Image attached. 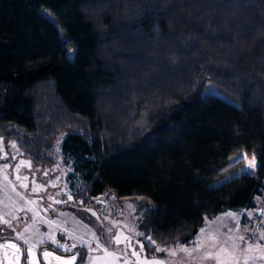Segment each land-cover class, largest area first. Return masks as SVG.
Segmentation results:
<instances>
[{
    "label": "trees",
    "instance_id": "trees-1",
    "mask_svg": "<svg viewBox=\"0 0 264 264\" xmlns=\"http://www.w3.org/2000/svg\"><path fill=\"white\" fill-rule=\"evenodd\" d=\"M60 135L74 201L134 203L146 248L264 216V0H0V137L44 169Z\"/></svg>",
    "mask_w": 264,
    "mask_h": 264
},
{
    "label": "rangeland",
    "instance_id": "rangeland-1",
    "mask_svg": "<svg viewBox=\"0 0 264 264\" xmlns=\"http://www.w3.org/2000/svg\"><path fill=\"white\" fill-rule=\"evenodd\" d=\"M101 109L108 112L103 104ZM61 139L53 143V165L42 169L23 157L15 142L0 137V264H25L26 259L31 264H88L98 247L109 245L116 251L114 259L119 255L131 264H264V216L257 217L259 209L205 216L188 243L155 245L147 238L151 247L146 248L134 203H116L107 196L86 204L74 201L68 180L72 170L57 153ZM237 161L241 165L216 183L255 172L253 157L239 152L229 159Z\"/></svg>",
    "mask_w": 264,
    "mask_h": 264
},
{
    "label": "crops",
    "instance_id": "crops-1",
    "mask_svg": "<svg viewBox=\"0 0 264 264\" xmlns=\"http://www.w3.org/2000/svg\"><path fill=\"white\" fill-rule=\"evenodd\" d=\"M107 249V251H105ZM113 256H117L116 251L110 247L102 246L98 247L97 250H95L90 257L92 259V262L90 263L89 257L87 258L88 264H131L128 259L124 258H118L114 259ZM86 262V263H87Z\"/></svg>",
    "mask_w": 264,
    "mask_h": 264
},
{
    "label": "snow or ice",
    "instance_id": "snow-or-ice-1",
    "mask_svg": "<svg viewBox=\"0 0 264 264\" xmlns=\"http://www.w3.org/2000/svg\"><path fill=\"white\" fill-rule=\"evenodd\" d=\"M0 143H2V140H0ZM20 238L23 239V236L21 235ZM117 242H119V237H117ZM27 243H28V241L24 240V244L27 245ZM10 246L14 247V248L16 247V245H10ZM157 250L160 251L161 249H157ZM17 251H19V249H17ZM25 251L27 252V248L25 249ZM105 251H107V249H105ZM45 255H47V253H45ZM73 259H75V257H73ZM25 264H31V262L26 259Z\"/></svg>",
    "mask_w": 264,
    "mask_h": 264
}]
</instances>
